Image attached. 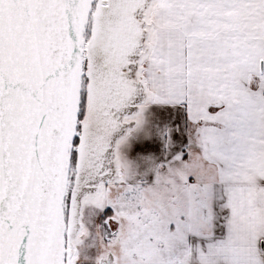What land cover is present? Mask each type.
I'll return each mask as SVG.
<instances>
[{
  "label": "snow or ice",
  "instance_id": "6c2138e0",
  "mask_svg": "<svg viewBox=\"0 0 264 264\" xmlns=\"http://www.w3.org/2000/svg\"><path fill=\"white\" fill-rule=\"evenodd\" d=\"M0 264H264V0H0Z\"/></svg>",
  "mask_w": 264,
  "mask_h": 264
}]
</instances>
